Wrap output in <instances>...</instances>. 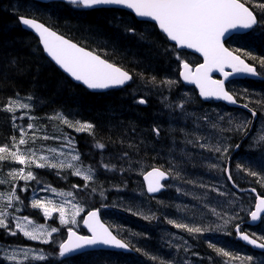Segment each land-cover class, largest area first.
Masks as SVG:
<instances>
[{"label": "trees", "instance_id": "16d2710c", "mask_svg": "<svg viewBox=\"0 0 264 264\" xmlns=\"http://www.w3.org/2000/svg\"><path fill=\"white\" fill-rule=\"evenodd\" d=\"M252 3H264V0H251L248 6L252 7ZM32 4L38 7H31ZM253 10L259 17V9ZM19 16L35 18L74 43L96 51L102 58L129 71L132 81L123 89L102 94L91 93L75 84L46 58L37 38L21 27ZM128 28L135 31L129 32ZM239 46L241 41L226 42V47L231 49ZM244 47L253 56L264 57V44L259 40L246 42ZM177 54L193 66L201 62L197 56L178 51L156 26L139 22L126 11L78 9L61 2L0 0V146H11L13 136L18 141L21 128L29 140L21 149L34 148L37 155L49 148L61 149L66 138H71L83 167L91 166L95 170L93 179L85 187V181L71 175V170L57 175L56 170L31 166L40 183L29 181L27 191H20L25 182H15L23 204L14 202L5 209L10 214V227L14 230L12 216H28L36 224L60 228L59 233L53 234L57 243L43 244L28 240L20 233L8 235L0 229V264H48L34 259L41 252L53 264H60L64 259L57 254L58 242L66 238V228L59 225L58 213L45 219L41 210L30 206L34 189L37 198L53 196L51 191L40 190L45 185L57 192H72L73 202L84 207L78 216L77 229L81 234H85L80 226L82 215L99 209L103 222L131 246L132 253L128 254L99 251L98 255L107 259L98 260V264H161L162 261L164 264H224L228 258L209 248V243L241 258L251 255L256 261L264 259V252L244 245L234 229L239 223L242 232L264 236V222L255 227L249 223L254 197L257 193L264 194V186L256 183V177L237 168V164L247 167L255 161L252 170L264 175L259 165L262 151L256 142L264 126V68L258 60L242 57L256 67L260 78L228 84V91L237 104L249 106L246 110L230 109L223 104L202 102L194 89L181 83ZM161 81L175 83L168 85ZM184 90L189 93L182 95ZM10 98L32 105L30 111L17 108L14 123L13 113L4 110ZM140 99L146 103L139 104ZM180 103L184 104L183 109L178 107ZM211 108L224 122L222 125L215 122L216 127L207 130L204 123L209 121L202 117H213L215 113L209 116L206 113ZM57 114L95 127L91 133L76 132L61 123ZM230 120L233 123L229 124ZM241 120L249 122L244 131L226 130L234 129ZM29 123L33 124L32 129H28ZM153 128L159 129V136ZM208 133L211 137L207 135V138L204 134ZM45 136L54 139L45 140ZM190 139L207 146L201 148L187 143ZM97 143H103L105 148L96 147ZM237 144L239 148L235 147ZM229 145L226 154L210 151L208 147ZM66 148L71 150L63 147ZM104 164L109 167L104 168ZM21 167L28 170L14 162H0V180L5 181L0 184V193L10 191L13 181L8 173ZM152 167L172 172L167 190L158 197L148 196L143 183V173ZM225 168L228 172L223 171ZM229 173L232 179L228 178ZM252 188H256V193L251 192ZM3 206L4 202H0V207ZM17 207L21 209L19 212L15 211ZM145 216L154 218L145 219ZM169 220L205 229L210 226L212 230L190 234L174 227ZM135 248L141 251L136 252ZM24 250L29 251L27 260ZM10 256H15V260L7 258ZM73 260L79 264L80 257ZM233 264H242V261L235 260Z\"/></svg>", "mask_w": 264, "mask_h": 264}, {"label": "snow or ice", "instance_id": "6c2138e0", "mask_svg": "<svg viewBox=\"0 0 264 264\" xmlns=\"http://www.w3.org/2000/svg\"><path fill=\"white\" fill-rule=\"evenodd\" d=\"M250 2L251 0H66L68 5L78 9L100 10L104 6L125 8L131 10L136 17L142 18L145 22H154V26H158V29L164 34L166 39L174 42L175 48L194 50L203 59L202 63H198L193 67L188 61L182 60L179 54L176 55V59L182 68L179 75L183 80L194 84L199 89L201 97L222 99L232 104H236L237 100L232 93L226 90L225 81L230 76L237 74L258 76L256 67L246 62L242 57L258 60L261 67L264 68V57L253 56L251 51L244 47V43L257 40L264 44V3H252V7H249ZM31 7L35 8L38 5L32 4ZM254 8L259 9V17L253 10ZM18 20L22 25L27 26L38 34L39 40L43 44V50L47 52L48 56L64 73H67L75 81L81 82L88 89L107 90L121 88L133 79L129 71L123 67L110 62L106 58H102V55L96 51L88 50L72 40L57 34L56 31L45 26L44 23L38 22L35 18L19 16ZM127 31L134 32L135 29L128 28ZM228 40L241 41V46L234 49L226 47ZM226 68L231 69V71H225ZM213 72L221 73L224 79H213ZM155 79V77L152 78L153 83H155ZM160 83L171 85L175 82L161 81ZM18 96L19 94H17ZM27 99L30 101L32 97L29 96ZM138 103L145 104L146 100L140 99ZM178 107L183 109L184 104L180 103ZM243 107L249 108L248 104H244ZM17 108L30 111L32 105L30 103H22L19 99L13 100L10 98L4 106V110L8 113H13V123L16 119L15 112ZM249 111L253 116L256 115L252 109H249ZM56 118L68 127L74 128L76 132L88 131L91 133V130L95 127L88 122L69 121L66 117L60 116V114H57ZM29 119H35V117H29ZM220 119L222 120L223 117H220ZM231 123L233 122L230 120L229 124ZM248 123L246 120H241L235 124L234 129L226 130L242 132L247 128ZM212 126L216 127L215 124ZM27 127L32 129L33 124L29 123ZM152 131L159 136L158 128H153ZM35 139L36 137L33 135L31 137L33 143ZM43 139H54V137L45 136ZM256 142L260 145L262 151L259 165L264 169V134L260 135ZM28 143L26 132L21 128L18 141L13 136L11 138V146L8 144L0 146V162H14L28 167L27 171H25L24 167H21L18 171L14 170L8 173V176L12 178L13 185L7 193H0V202H4V206L0 207V229H3L6 234L11 236L20 233L28 240H38L43 244L55 245L57 241L53 239V234L60 232L58 227L36 224L28 216H12V220L15 221L14 230L10 227V214L5 209L12 206L14 202L23 204V201L20 200L16 193L15 182H25V187L21 188L20 191H27V183L29 181H36L39 184L40 181L37 180L36 175L31 170V166L34 165L37 169L56 170L57 175L63 170H71V175L81 177L85 181V187H87V182L93 179L95 170L91 166L83 167L80 154L76 151L71 138H66V143L61 146V150L56 148L47 149L49 152L48 156L37 155V151L30 147L22 150L21 146ZM187 143L201 148L207 146L198 144L196 140L192 139L188 140ZM65 146L70 147L71 150L68 152L63 151L62 149ZM96 147L104 149L105 145L97 143ZM208 147L210 151H223L226 154L231 146L223 148L221 146ZM235 147L239 148L240 146L237 144ZM124 155L127 156V153H124ZM255 163L253 161L247 167L237 164V168L246 171L249 176L256 177V183L264 186V175L261 172L252 170V166ZM103 167L107 169L109 165L104 164ZM223 171L228 172V169L225 168ZM171 174V169L165 171L160 167H152L150 171L143 173V179L147 184V192H159L165 186L161 181L167 180ZM175 175L178 177L179 173L177 172ZM228 178L232 179L230 173ZM4 182V180H0V184ZM76 187L78 186L73 185V188ZM40 190L51 191L54 194L72 198L63 199L59 202L48 197L37 198L34 189L33 198L30 201L31 208L41 210L45 219L52 217L54 213H58L59 225L66 228V238L58 242L57 254L59 257L64 258L60 261V264H74L73 257L76 256L80 257L79 264H98V260L107 259V257L98 255L100 250L130 249L131 246L128 243L113 234L110 227L101 221L99 209L89 210L86 216L81 217L89 233L88 235H82L73 226L79 225L77 217L84 212V207L80 203L73 202L75 199L73 193L57 192L50 185H45ZM251 192L256 193V188H252ZM254 200V210L249 212L251 220L264 222V194L257 193ZM20 210L18 207L15 209L17 212ZM213 212H215V209H213ZM144 218L152 219L154 217L145 216ZM168 223L173 224L176 228L186 230L190 234L212 230L210 226L205 229L172 220H169ZM227 223L228 221H225V224ZM234 229L241 240L264 250V236L256 237L255 233L250 236L242 232L239 223L234 225ZM208 247L212 248L218 255L228 258L224 264H233L235 260H241L242 264H264V259L256 261L251 255L241 258L223 248H217L213 243H209ZM134 250L136 252L141 251L140 248H135ZM23 254L27 260L29 251L24 250ZM7 258L15 260V256ZM34 259L53 264L42 252L35 256ZM153 259L156 258L153 257ZM161 264H164V262L162 261Z\"/></svg>", "mask_w": 264, "mask_h": 264}, {"label": "water", "instance_id": "95a60500", "mask_svg": "<svg viewBox=\"0 0 264 264\" xmlns=\"http://www.w3.org/2000/svg\"><path fill=\"white\" fill-rule=\"evenodd\" d=\"M36 1H38V2H40V3H43V4H49V3H53V2L66 3V0H36ZM66 4H67V3H66ZM102 8H103V9H117V10L126 11V12H129L130 14H132V15H133L138 21H140V22H145L142 18L136 17L135 14H134L133 12H131V10H129V9H125V8H117V7H115V6H104V7H102ZM102 8H101V9H102ZM91 10H93V9H91ZM38 22H39V21H38ZM148 23L154 24V22H151V21H148ZM20 24H21V23H20ZM21 26H22V28H23L24 30H26L27 32L33 34V35L37 38V40H38V42H39V44H40V47H41V49H42L44 55L46 56V58H48V60H49L50 62H52V63L56 66V68H58V69H59L64 75H66V76H67L72 82H74L75 84L80 85V86H82V87L88 89V88H87L85 85H83L81 82H77V81H75V80H74L73 78H71L67 73H64L63 70L60 69L59 66L55 64V62L51 59V57L48 56L47 52H45V51L43 50V44L40 42V40H39V36H38L37 33H35L34 30H32V29H30V28H28L27 26H24V25H22V24H21ZM45 26H46V25H45ZM156 27L158 28V26H156ZM158 30H159V29H158ZM159 31H160V30H159ZM161 33H162V32H161ZM57 34H58V33H57ZM162 34H163V33H162ZM59 35H60V34H59ZM65 38H66V37H65ZM66 39H67V38H66ZM168 41H169V40H168ZM169 42H170L172 45H174V42H172V41H169ZM177 49H178V48H177ZM178 50H179V51H187V52H190V53H192V54H194V55H197L198 57H200V58L202 59V57L200 56V54H199V53H196L194 50H191V49H178ZM202 62H203V59H202ZM181 71H182V68H181ZM225 71H231V69L226 68ZM212 77H213V79H224V77L222 76V74L219 73V72H213V73H212ZM215 77H218V78H215ZM180 78H181L182 83H183L185 86L194 87V88L196 89V91L198 92V95H199V89H198L194 84H191V83H188V82L184 81L183 78H182L181 76H180ZM258 78H259V76H249V75H242V74L233 75V76H230V77L225 81V88H226V83L229 82V81H231V80H239V79H253V80H256V79H258ZM130 82H131V81L127 82V84L124 85V86L121 87V88H112V89H107V90H92V89H88V90H89L91 93L102 94V93H107V92H110V91H113V90L123 89V88L127 87L128 84H129ZM199 99H200L202 102H204V103H207V102H210V101H214V102H216V103H223V104H225V105H227L228 107H231V108H237V107H239V108H241V109H243V110H246V108H244L243 106L238 105L237 103H236V104H232V103H229V102L224 101V100H222V99H216V98H204V97H201L200 95H199ZM169 180H170V175H169V177H168L167 180L161 181V183L164 184V183L168 182ZM143 182H144L145 189H146V192H147V184H146V182L144 181V179H143ZM165 190H166V188L163 187V188H162L159 192H157V193H148V192H147V194H148L150 197H156V196H159L161 193H163ZM250 218H251V217H250ZM100 219H101V218H100ZM260 222H261V221H252V220H251V221H250V224H251V226H257ZM106 226H107V225H106ZM83 227H84V229L87 231V228L84 226V224H83ZM87 232H88V231H87ZM88 234H89V233H88ZM237 239H238L239 241H241V242H242L244 245H246L247 247H250L251 249H253V250L257 251V252H264V250H261V249H259V248H256V247L252 246V245L247 244V242L241 240V239L238 237V235H237ZM100 251H115V252L130 253V252H131V249H129V250L105 249V250H100Z\"/></svg>", "mask_w": 264, "mask_h": 264}, {"label": "rangeland", "instance_id": "374dc122", "mask_svg": "<svg viewBox=\"0 0 264 264\" xmlns=\"http://www.w3.org/2000/svg\"><path fill=\"white\" fill-rule=\"evenodd\" d=\"M207 114H208V116L210 115V114H213V113H215L214 115H213V117H207L206 119L205 118H203L202 120H208L209 121V123H204V127L205 128H207V130H209V129H211V126L215 123V122H221V125L223 124V122L224 121H222V120H224V118L221 120L220 119V117H222L221 115H219V113L218 112H216V111H214V110H212V109H210L208 112H206ZM262 134H264V126L262 127V128H260V130H259V133H258V137L260 136V135H262ZM209 137H211V134L210 133H208V134H204V136H206L207 138H208V136ZM258 139V138H257ZM58 140H60V139H58ZM57 150H61V149H57ZM63 151H65V152H68V151H66L67 150V148L66 149H62ZM44 154H46V155H49V152L48 151H45L44 153H42L41 155H44ZM46 155H44V156H46ZM50 198L51 199H53V200H55V201H57V202H59V201H61V200H63V199H71L70 197H66V196H60V195H56V194H53V196H50ZM75 228H77V226H74Z\"/></svg>", "mask_w": 264, "mask_h": 264}, {"label": "bare ground", "instance_id": "6f19581e", "mask_svg": "<svg viewBox=\"0 0 264 264\" xmlns=\"http://www.w3.org/2000/svg\"><path fill=\"white\" fill-rule=\"evenodd\" d=\"M137 20V19H136ZM138 21V20H137ZM140 22V21H139ZM20 23V22H19ZM21 25V24H20ZM22 27V26H21ZM33 35V34H32ZM180 71H181V67H180ZM180 71H179V73H180ZM84 88V87H83ZM86 89V88H85ZM86 90H88V89H86ZM89 91V90H88ZM90 92V91H89ZM250 221H251V218H250V215H249V223H250ZM102 222H103V220H102ZM104 223V222H103ZM105 225H107V224H105ZM251 225V224H250ZM108 226V225H107Z\"/></svg>", "mask_w": 264, "mask_h": 264}, {"label": "flooded vegetation", "instance_id": "af4514ba", "mask_svg": "<svg viewBox=\"0 0 264 264\" xmlns=\"http://www.w3.org/2000/svg\"><path fill=\"white\" fill-rule=\"evenodd\" d=\"M188 93H189L188 91H185V90L182 91V95H185V94L187 95ZM189 113H190V116H191V112H189ZM203 118H205V116H203ZM203 118H202V119H203ZM205 119H206V118H205Z\"/></svg>", "mask_w": 264, "mask_h": 264}]
</instances>
